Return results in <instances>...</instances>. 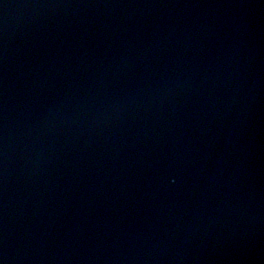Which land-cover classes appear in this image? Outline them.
<instances>
[{"label": "water", "instance_id": "water-1", "mask_svg": "<svg viewBox=\"0 0 264 264\" xmlns=\"http://www.w3.org/2000/svg\"><path fill=\"white\" fill-rule=\"evenodd\" d=\"M0 264H264V0H0Z\"/></svg>", "mask_w": 264, "mask_h": 264}]
</instances>
